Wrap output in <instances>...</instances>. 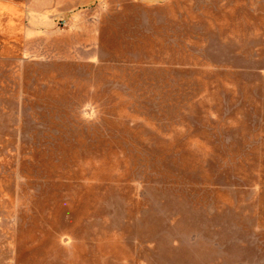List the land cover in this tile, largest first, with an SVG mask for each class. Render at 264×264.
<instances>
[{"label":"rangeland","instance_id":"1","mask_svg":"<svg viewBox=\"0 0 264 264\" xmlns=\"http://www.w3.org/2000/svg\"><path fill=\"white\" fill-rule=\"evenodd\" d=\"M0 264H264V0H0Z\"/></svg>","mask_w":264,"mask_h":264}]
</instances>
